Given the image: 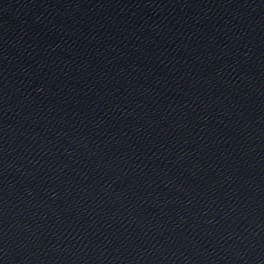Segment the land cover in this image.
<instances>
[{"label": "water", "instance_id": "1", "mask_svg": "<svg viewBox=\"0 0 264 264\" xmlns=\"http://www.w3.org/2000/svg\"><path fill=\"white\" fill-rule=\"evenodd\" d=\"M0 264H264V0H0Z\"/></svg>", "mask_w": 264, "mask_h": 264}]
</instances>
